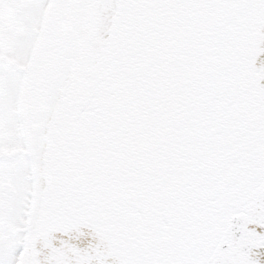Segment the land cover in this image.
<instances>
[{
    "label": "snow or ice",
    "instance_id": "1",
    "mask_svg": "<svg viewBox=\"0 0 264 264\" xmlns=\"http://www.w3.org/2000/svg\"><path fill=\"white\" fill-rule=\"evenodd\" d=\"M0 264H264V0H0Z\"/></svg>",
    "mask_w": 264,
    "mask_h": 264
}]
</instances>
